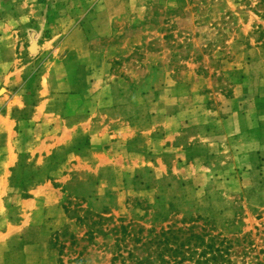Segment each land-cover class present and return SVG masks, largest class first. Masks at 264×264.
Returning <instances> with one entry per match:
<instances>
[{
  "label": "rangeland",
  "instance_id": "rangeland-1",
  "mask_svg": "<svg viewBox=\"0 0 264 264\" xmlns=\"http://www.w3.org/2000/svg\"><path fill=\"white\" fill-rule=\"evenodd\" d=\"M116 1L92 3L112 7ZM123 2L126 9L115 12V36L142 43L126 58L127 66L132 67L133 56L149 66L156 62L151 53L168 54L164 63L174 70L169 74L174 81L198 89L192 92L195 103L205 110L195 118L201 123L195 124L199 136L188 140L195 132L191 124L185 127L179 140L183 150L176 153L185 163L180 171L173 169L176 155L163 146L165 171L157 157L154 168L141 167L140 156L127 157L129 167L122 172H89L73 165L71 150L77 146L72 145L55 149L45 164L44 153L33 151L58 125L51 120L35 127L27 121L26 107L10 106L19 160L12 174L17 188L4 196L13 206L6 215L23 214L24 186L41 180L54 184L40 191L41 204L22 232L35 252L12 250L6 263L264 264V0ZM77 5V0H0V97L7 95L0 112L18 93L26 103L37 101V79L45 65V73L47 68L54 73L49 85L77 64ZM96 46L104 49L107 43ZM184 93L190 96L191 90ZM52 112L72 121L77 101L57 100ZM218 118L225 119L220 128L211 122ZM202 130L208 141L202 140ZM221 130L224 140L217 135ZM5 142L0 132L1 149ZM134 169H139L137 179ZM8 177L0 172V192Z\"/></svg>",
  "mask_w": 264,
  "mask_h": 264
},
{
  "label": "crops",
  "instance_id": "crops-1",
  "mask_svg": "<svg viewBox=\"0 0 264 264\" xmlns=\"http://www.w3.org/2000/svg\"><path fill=\"white\" fill-rule=\"evenodd\" d=\"M77 1L80 4L77 5V64L73 65L70 73L64 71L49 85L48 80L52 81L54 73L49 68L45 73L44 67H47L45 65L37 79L35 91L37 101L32 104L26 103L18 93L7 102L6 112L3 110L0 112V132L5 133L6 140V147L0 148V172L9 176L5 184L2 181L3 190L0 192V221L3 222L0 228V264H7L5 256L12 250L35 252L32 249L34 245L27 241L22 232L28 230L30 223L28 224L27 220H31L30 218L33 220L34 210L41 204L42 200L38 194L54 184L51 180H41L37 184L33 183L31 188L24 186V189H27L24 190L27 196L19 193L23 214H18L14 218L10 217V214L6 215L13 206L4 196L8 197L13 189L17 188L13 183L12 174L19 160L14 143L17 119L7 112L10 106L21 110L26 107L29 112L27 121L35 127L51 120L58 125V129L42 135L39 145L33 151L39 153V156L44 153L42 157L45 158V164L57 153L55 149L72 145L77 146L71 150L75 160L73 165H77V170L89 172H99L102 168L122 172V167H129L125 162L127 157L140 156L143 158L141 167L152 169L156 160L165 171L168 164L161 158L160 151L163 146L166 147L165 150L173 151V156L176 155L173 169L180 171L179 166L185 163L180 162L181 154L176 153L183 150L184 145L180 144L179 140L185 136V127L191 124L190 128L195 132L194 135L190 133L188 140L193 141L199 136L196 134L199 133V128L197 129L195 124L201 123L195 118L198 115L202 118L201 113L205 110L195 103L196 96L192 92L198 89L191 88V85L194 86L192 82L189 85L186 81H174L173 76L169 75L174 70L164 63V58L168 54L151 53L155 56L156 62L149 66L140 60L139 56H133L132 67L127 66L126 58L135 47L140 46L137 44L142 43L135 38L115 36L117 29L114 22L119 14L115 12L124 11V7L125 9L127 7L123 5V0L116 1L112 7L103 6L100 2L92 3V0ZM101 40L107 43L104 49L96 46ZM118 60H122V63L117 62ZM20 70L14 75L16 81L21 78ZM162 70L166 75L165 77L160 75L161 78H158L156 74ZM49 73H52L50 78ZM168 76L169 78H166ZM189 89L190 96L184 93ZM6 97L7 95L3 94L0 100L4 102ZM68 98L77 101V115H74L72 121L67 120V116L61 117L52 112L57 100ZM224 120L211 119V122L218 124L220 128V125L225 124ZM200 133H203L202 140L208 141L209 134V137L205 138L206 132L202 130ZM218 134L219 139H225L221 136L225 137L226 133L223 130ZM233 135H236V132H233ZM215 139L217 138L212 137V140ZM190 145L191 143L187 148ZM146 157L150 158L144 160ZM138 170L134 169L133 175L131 173L132 178L137 179ZM127 178L125 177V183ZM19 215L24 216L26 221L19 219ZM45 252L50 254L49 249ZM30 256L32 258L35 255Z\"/></svg>",
  "mask_w": 264,
  "mask_h": 264
},
{
  "label": "trees",
  "instance_id": "trees-1",
  "mask_svg": "<svg viewBox=\"0 0 264 264\" xmlns=\"http://www.w3.org/2000/svg\"><path fill=\"white\" fill-rule=\"evenodd\" d=\"M24 190V189H23ZM25 190H26V188H25ZM23 194H25V196H27V194L26 193H23ZM179 231H180V229H179ZM165 233V232H164ZM165 236H166V234H165ZM170 237H174V236H171L170 235ZM170 237H166L165 239H168V238H170ZM209 247H210V249H211V245H209ZM166 248V247H165ZM170 252H175V253H177V251H175L174 249L172 250V249H168ZM214 253L216 254V255H213L212 256V258H215V259H217V257L219 256V254H217L215 251H214ZM203 254H204V252H203Z\"/></svg>",
  "mask_w": 264,
  "mask_h": 264
}]
</instances>
